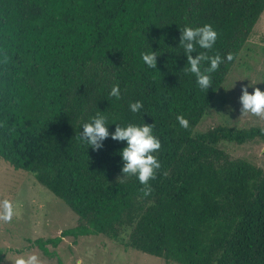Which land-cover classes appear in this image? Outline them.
<instances>
[{
    "label": "trees",
    "instance_id": "16d2710c",
    "mask_svg": "<svg viewBox=\"0 0 264 264\" xmlns=\"http://www.w3.org/2000/svg\"><path fill=\"white\" fill-rule=\"evenodd\" d=\"M263 14L264 0H0V158L80 220L34 246L49 256L64 238L101 235L167 264H264V170L222 148L264 143V129L197 131ZM204 24L218 33L208 55L224 58L207 91L179 47L185 26ZM151 48L156 69L141 59ZM100 111L110 124H154L161 168L150 192L121 179L125 143L80 142Z\"/></svg>",
    "mask_w": 264,
    "mask_h": 264
},
{
    "label": "rangeland",
    "instance_id": "374dc122",
    "mask_svg": "<svg viewBox=\"0 0 264 264\" xmlns=\"http://www.w3.org/2000/svg\"><path fill=\"white\" fill-rule=\"evenodd\" d=\"M244 87L249 93L254 88L264 91V14L197 131L205 133L218 126L264 129V119L241 111ZM222 148L232 158L247 159L264 170L263 142L223 144ZM4 199L13 203L15 214L10 222L0 220V264H14L20 256L32 254L40 264H167L101 235L64 238L58 248L49 246L46 256L33 243L60 237L80 224L79 217L33 175L15 170L0 158V200Z\"/></svg>",
    "mask_w": 264,
    "mask_h": 264
},
{
    "label": "clouds",
    "instance_id": "9594fccd",
    "mask_svg": "<svg viewBox=\"0 0 264 264\" xmlns=\"http://www.w3.org/2000/svg\"><path fill=\"white\" fill-rule=\"evenodd\" d=\"M218 38L217 31L209 24L193 27L185 26L181 31L179 47L183 50L184 56L187 58L184 71L195 77V83L201 91H207L213 84V74L216 73L224 58L216 54L208 55V51L212 50ZM197 48L203 49L197 53ZM195 53V57H193ZM157 57L155 51L142 52L141 59L149 69H156ZM227 60L231 61L233 56L227 55ZM207 64V67L202 65ZM240 96L242 113H250L260 119H264V91L259 88L249 93L247 87L242 88ZM110 96L120 99V89L118 85H114L111 89ZM140 101L130 102L129 109L132 113H139L143 109ZM98 112L89 117L87 122H82L79 130V140L82 144L87 145L93 150L103 148V141L109 137L112 140L125 143V147L119 152L121 157V173L122 178L135 176L141 185L149 192L151 187L149 181L156 178L158 170L161 168L157 153L161 148L159 138L154 134V124L148 125L125 123L116 124L109 123L108 117ZM177 121L183 128L189 126V122L183 116H178ZM115 125V130L109 132V126ZM147 194V192L145 193ZM15 214V206L8 200H0V220L10 222ZM14 264H40L37 255L20 256L15 259Z\"/></svg>",
    "mask_w": 264,
    "mask_h": 264
}]
</instances>
